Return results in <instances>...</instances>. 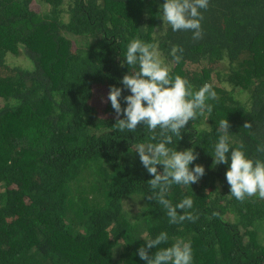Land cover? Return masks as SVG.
<instances>
[{
	"label": "trees",
	"instance_id": "trees-1",
	"mask_svg": "<svg viewBox=\"0 0 264 264\" xmlns=\"http://www.w3.org/2000/svg\"><path fill=\"white\" fill-rule=\"evenodd\" d=\"M163 3L0 0V264H146L137 250L161 232L168 241L160 248L191 243L192 264H264V199L236 200L228 165L212 166L221 119L231 148L243 144L247 158L264 161V0H209L198 40L163 23ZM134 39L157 45L173 79L217 94L206 101L211 115L189 121L167 145L192 148L198 158L189 168L205 169L165 197L173 205L191 197L195 222L170 223L149 199L153 177L135 146L158 143L159 130L152 140L146 126L115 127L107 94L138 70L122 65ZM173 46L183 48L179 62ZM20 56L31 65H17Z\"/></svg>",
	"mask_w": 264,
	"mask_h": 264
},
{
	"label": "clouds",
	"instance_id": "clouds-1",
	"mask_svg": "<svg viewBox=\"0 0 264 264\" xmlns=\"http://www.w3.org/2000/svg\"><path fill=\"white\" fill-rule=\"evenodd\" d=\"M209 0H164L160 6L161 20L172 31H191L193 39L203 36L201 9L206 10ZM180 53L181 55H177ZM183 48L173 46L171 55L179 62ZM132 66L134 70L125 74L120 83L123 89L109 86L107 99L115 112V127L123 132H135L141 125L153 133L151 139L160 138L158 143H140L135 146L139 160L146 171L153 177L147 183L155 192L149 199L156 200L167 210L170 223H182L185 220L195 222L198 218L190 211L193 207L191 197H185L173 205L166 194L173 185L197 183L205 175L202 165L196 164L191 169L189 165L198 154L188 148L183 151L170 149L168 144L173 142V136L181 139L182 129L189 121L205 112L212 113V105L206 101L215 99L216 92L209 84H204L199 90L192 91L189 82L180 77H170L169 68L164 63L156 44H149L134 39L129 42L122 65ZM131 94L122 97V91ZM121 98L126 106L121 107ZM123 115V118H120ZM244 128L250 129L251 123L245 122ZM230 124L226 119L219 121L218 142L214 147L212 166L227 164L225 179L230 186V194L238 201L247 197L258 196L264 199V161L247 158L243 144L231 148L229 144ZM257 151L264 152V146H258ZM157 165L162 166L158 171ZM158 190V191H157ZM178 210H180L178 212ZM168 241V235L161 232L154 239H146L145 246L137 250L141 260L146 264H192L193 253L191 243L177 239L169 247L160 248ZM157 249L149 254L150 249Z\"/></svg>",
	"mask_w": 264,
	"mask_h": 264
},
{
	"label": "rangeland",
	"instance_id": "rangeland-1",
	"mask_svg": "<svg viewBox=\"0 0 264 264\" xmlns=\"http://www.w3.org/2000/svg\"><path fill=\"white\" fill-rule=\"evenodd\" d=\"M9 59H10V62L13 63L12 59L11 58H9ZM14 60L16 61L17 65H23V67H29L31 65V62L25 56L17 57V59H14Z\"/></svg>",
	"mask_w": 264,
	"mask_h": 264
}]
</instances>
